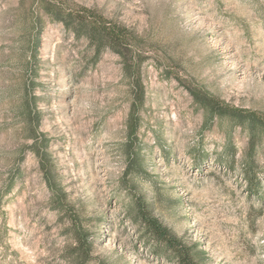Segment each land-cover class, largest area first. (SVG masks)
<instances>
[{"label": "rangeland", "instance_id": "obj_1", "mask_svg": "<svg viewBox=\"0 0 264 264\" xmlns=\"http://www.w3.org/2000/svg\"><path fill=\"white\" fill-rule=\"evenodd\" d=\"M53 3L138 37L135 138L120 58L94 61L45 13ZM190 90L264 114V0H0V264H77L73 225L51 207L36 150L78 216L85 264H180L145 236L137 202L195 264H264V176L255 196L240 172L247 135L205 122ZM129 152L138 164L127 175ZM255 159L264 172V139Z\"/></svg>", "mask_w": 264, "mask_h": 264}, {"label": "trees", "instance_id": "obj_2", "mask_svg": "<svg viewBox=\"0 0 264 264\" xmlns=\"http://www.w3.org/2000/svg\"><path fill=\"white\" fill-rule=\"evenodd\" d=\"M44 3V0H40ZM45 13L53 20L59 21L67 32L76 39L86 41L88 48L92 51L94 61L104 51L115 53L121 60L122 70L130 84L131 104L127 120V136L132 139L136 137L139 129V110L141 109L145 91L142 84L141 67L145 59L139 50L138 37L128 28L104 18L95 10L85 7H64L57 4H45ZM193 102L205 113V122L215 120H228L234 126L239 127L247 135V149L241 164V176L245 182L246 190L252 195H259L262 189L261 179L264 172L256 162L255 154L259 143L264 139V114L249 110L232 108L200 91H189ZM40 169L45 184L50 193L49 201L51 207L60 215L67 214L73 225L74 252L72 258L77 264H85L89 255L90 246L87 237L79 229V219L74 212H69L66 206V197L63 191L55 184L51 164L47 161L45 152L43 154L36 150ZM129 159L125 174L132 173L131 169L138 164L136 155L128 153ZM136 216L142 225L145 236L159 242L165 248L176 254L180 264H195V257L191 248H184L170 232L155 219L145 202H137Z\"/></svg>", "mask_w": 264, "mask_h": 264}]
</instances>
